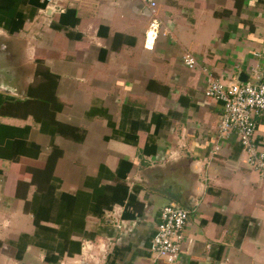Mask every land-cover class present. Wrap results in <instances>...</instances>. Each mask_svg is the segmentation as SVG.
<instances>
[{"label": "crops", "instance_id": "0c3cea01", "mask_svg": "<svg viewBox=\"0 0 264 264\" xmlns=\"http://www.w3.org/2000/svg\"><path fill=\"white\" fill-rule=\"evenodd\" d=\"M47 1L0 0V264H165L169 204L188 210L175 264H264V164L204 95L264 80V0H154V41L140 0Z\"/></svg>", "mask_w": 264, "mask_h": 264}, {"label": "built area", "instance_id": "2783aa9c", "mask_svg": "<svg viewBox=\"0 0 264 264\" xmlns=\"http://www.w3.org/2000/svg\"><path fill=\"white\" fill-rule=\"evenodd\" d=\"M147 8L151 16L147 37L154 41L160 34L165 36L168 31L160 21L156 13L154 0H140ZM48 6L54 8L59 14L64 12L47 1ZM186 68L193 70L198 66L196 59L188 52L182 57ZM204 95L222 103V115L219 123V136L226 138L231 132H235L243 152L246 154V163L252 169L262 171L264 164V152L258 150L253 141L257 129L256 119L264 120V80L258 83L245 82L233 83L224 86L217 80L208 78V86ZM216 148L214 151H217ZM119 207L113 208L109 216L116 226L122 224ZM188 219V210L176 204L163 207L159 213V223L156 234L152 240L151 251L156 255V260L165 264H175L181 253V243L184 240V229ZM93 244L86 242L82 251H91ZM99 248L105 255V244H99Z\"/></svg>", "mask_w": 264, "mask_h": 264}, {"label": "water", "instance_id": "95a60500", "mask_svg": "<svg viewBox=\"0 0 264 264\" xmlns=\"http://www.w3.org/2000/svg\"><path fill=\"white\" fill-rule=\"evenodd\" d=\"M243 78H244V79L240 78V79H239V82H241V83L246 82V77L243 76ZM173 199H175V198H173ZM175 200H176V199H175ZM176 201H177V200H176ZM177 203H178V202H177ZM179 205H180V204H179ZM180 206H182V205H180ZM182 208L186 209L187 207H186V206H182Z\"/></svg>", "mask_w": 264, "mask_h": 264}]
</instances>
